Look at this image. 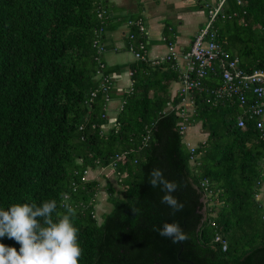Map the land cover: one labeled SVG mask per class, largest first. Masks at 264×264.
Wrapping results in <instances>:
<instances>
[{"label": "trees", "instance_id": "1", "mask_svg": "<svg viewBox=\"0 0 264 264\" xmlns=\"http://www.w3.org/2000/svg\"><path fill=\"white\" fill-rule=\"evenodd\" d=\"M200 1L208 10L212 0ZM138 20L129 21L128 48L145 53ZM113 29L106 1L0 0V209L71 202L79 264H264V205L257 198L264 128L256 118L238 125L242 107L236 98L216 97L222 77L215 69L193 90L194 122L208 136L192 152L180 117L168 109L183 97L170 93L179 75L173 62L136 59L130 89L118 94L112 75L120 67L107 66L97 46ZM213 31L242 68H264V0H225ZM172 32L165 27L168 44ZM116 98L122 105L105 130L107 103ZM96 169L120 184H106L105 201L100 173L88 175ZM156 170L174 191L159 181L152 186ZM165 195L183 209L174 211ZM165 223H178L186 239L161 236ZM0 243L19 251L7 237Z\"/></svg>", "mask_w": 264, "mask_h": 264}, {"label": "crops", "instance_id": "2", "mask_svg": "<svg viewBox=\"0 0 264 264\" xmlns=\"http://www.w3.org/2000/svg\"><path fill=\"white\" fill-rule=\"evenodd\" d=\"M109 4L110 16L114 29L107 33L105 52L102 58L107 66H118L120 70L113 77V89L121 94L128 91L131 85V63L136 60L133 51L128 48L127 35L131 29L129 21L139 19L145 25V36L147 38V60L162 59L168 52V43L164 37L165 27L168 26L174 33V44L180 51L190 49L195 34L200 26L206 21L208 10L202 6L200 0H105ZM200 1V2H199ZM215 3V1L213 0ZM171 33V34H172ZM154 63V62H153ZM174 64V63H173ZM174 67V66H173ZM176 68V67H175ZM178 79L173 80L170 85L172 99L179 95L181 88V71ZM169 104H172L171 102ZM168 104V106H169ZM122 105L121 98L111 99L106 106L108 122L104 129L108 130L114 124L118 109ZM174 105V104H172ZM176 105V104H175ZM200 125V123H198ZM196 131L192 127L187 133V140L197 145L206 140L208 133L202 132L197 126ZM261 189H264V183ZM257 194L258 200L264 205V192Z\"/></svg>", "mask_w": 264, "mask_h": 264}, {"label": "built area", "instance_id": "3", "mask_svg": "<svg viewBox=\"0 0 264 264\" xmlns=\"http://www.w3.org/2000/svg\"><path fill=\"white\" fill-rule=\"evenodd\" d=\"M214 1L215 3L212 0L211 3L206 4L208 17L195 34L189 50L180 51L174 43H171L168 45L165 57L153 59L154 63L170 60L181 71L180 93L183 97L176 105L169 104L168 109H175L177 116L180 117L179 131L183 135V142L192 152L196 145L187 140L186 136L189 128L195 124L193 90L200 88L204 77L215 69L219 70L222 77V84L215 91L216 97L236 98L242 107V113L238 116V125L245 128L248 118H256L257 126L264 128V68L245 70L239 65V58L229 54L223 44L217 40L216 33L213 31V21L223 9L225 0ZM238 3L242 4L243 0H238ZM99 15L101 16V13ZM137 22L140 30L145 31L143 21L138 20ZM97 46L101 52L105 51L103 45L97 44ZM142 47L144 45H141ZM129 49L133 51L136 59H146L145 53L137 50L134 45H131ZM103 84L105 85V82ZM248 94H251L252 99H248ZM216 240L223 243L224 250L227 248V242L221 236H217Z\"/></svg>", "mask_w": 264, "mask_h": 264}, {"label": "clouds", "instance_id": "4", "mask_svg": "<svg viewBox=\"0 0 264 264\" xmlns=\"http://www.w3.org/2000/svg\"><path fill=\"white\" fill-rule=\"evenodd\" d=\"M152 175L153 187L159 181L167 192L176 189L177 185L165 180L160 171ZM163 201L174 211L184 207L171 195H165ZM77 214L71 202L58 203L56 199L45 200L39 205L17 203L7 210L0 209V238L7 237L20 245L17 251L15 247L0 243V264H79L83 248L79 229L73 222ZM159 234L172 238L173 242L186 239L178 223H165Z\"/></svg>", "mask_w": 264, "mask_h": 264}, {"label": "rangeland", "instance_id": "5", "mask_svg": "<svg viewBox=\"0 0 264 264\" xmlns=\"http://www.w3.org/2000/svg\"><path fill=\"white\" fill-rule=\"evenodd\" d=\"M197 126H199L200 131L205 132L201 128L202 127L201 123H200V125H198V123H196V124L192 125L191 127L197 131L198 130ZM100 171H101L100 169H96L93 172L89 171L88 175L94 176L95 174H99ZM105 172L108 174L107 176H105L106 174L104 175ZM99 175H100L99 177H100V180L102 183L101 194H100L99 198L102 199V201H105V199H103V198L106 197V193H105L106 192V190H105L106 184L108 182H110L113 186H115L117 188L120 187V184H119L117 178L114 175H111L108 171L101 172ZM260 191L264 192V189H261ZM104 204H105V202H104ZM96 207H97V209L99 208L98 205ZM102 207H103V205H102ZM112 208H113L112 203H110L108 201L104 205L103 210L105 211V209H106V212H107V211H110ZM103 210H101V211H103Z\"/></svg>", "mask_w": 264, "mask_h": 264}, {"label": "water", "instance_id": "6", "mask_svg": "<svg viewBox=\"0 0 264 264\" xmlns=\"http://www.w3.org/2000/svg\"><path fill=\"white\" fill-rule=\"evenodd\" d=\"M203 200H205V198H203Z\"/></svg>", "mask_w": 264, "mask_h": 264}]
</instances>
